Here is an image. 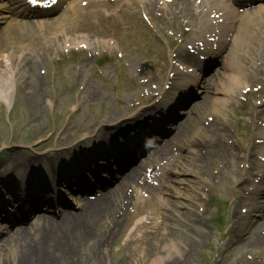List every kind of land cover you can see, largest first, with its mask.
Segmentation results:
<instances>
[{
    "label": "rangeland",
    "instance_id": "1",
    "mask_svg": "<svg viewBox=\"0 0 264 264\" xmlns=\"http://www.w3.org/2000/svg\"><path fill=\"white\" fill-rule=\"evenodd\" d=\"M82 1L83 8L98 7L101 14L91 17L78 12L66 23L32 27L27 36L10 39V43L0 47V72L5 65L13 68L12 78L7 82L11 89L9 102L0 93V175L13 173V169L9 170L7 166L11 165L8 160L12 156L22 166L34 158L47 160L44 154H49L60 141L72 142L75 139L73 133L87 123L93 129L99 126L101 132L108 133L116 127L117 120L97 122L101 110L127 101L131 105L139 99L138 93L147 94L153 88L150 87L153 80L162 76L163 85L176 71L174 65L178 62L173 64L171 58L179 45L181 32L189 33L191 26V22H184L188 16L182 10H178L175 19H168V24L154 26L149 17L155 13H150L138 1L134 0L129 6V0H124L106 8L89 0ZM62 11L58 9L56 13ZM207 18L197 16L192 19L194 30L198 28L196 22ZM179 21L181 24L178 25ZM182 24L186 26L182 28ZM168 25L173 30L168 29ZM2 26L4 22L0 23ZM110 41L118 45L113 43L110 46ZM169 47H173L174 52H169ZM262 50L263 47L258 44L255 53L264 55ZM169 53L172 55L168 56ZM106 56L109 59L99 65V59ZM258 66V69H251L255 75L259 74L257 70L264 73V65L259 63ZM28 70L38 76L41 92L36 104L30 103L28 98L30 90H33L28 85L29 78L25 73ZM246 80L251 88L257 87L250 78ZM228 94L219 93L216 96L223 102ZM210 96L214 97L212 93ZM118 99H121L119 104ZM248 107L247 98L244 107L239 104L231 108L225 106L218 115L204 109L201 120L199 113L196 117L192 115L198 125L196 123L190 133L184 134L179 143L181 147H186L192 140L201 142L207 149L206 157L185 159V150L176 148L174 152L183 158L178 162L170 161L167 168L179 171L176 164L184 160L182 163L191 174L167 172L173 181L169 182V188L162 195L164 199L158 200V205H161L159 214L182 217L183 223L163 220L164 223L168 221L165 228L159 224L157 228L142 227L134 231L133 224L138 219L163 223L157 219L158 212L153 213L159 208L156 198L151 201L147 193H141L142 197L137 198V206H142L140 211L136 212L134 206H128L134 216L133 224L121 219L118 228L112 229L114 215L109 214L101 220L91 221V225H85L83 229L57 232L47 238L43 235L42 247L28 250L32 259L20 257L19 264H154L153 260L164 253L162 247L167 242L174 243L183 251H173L172 257L165 258L166 263L158 264H172L171 261L173 264H264V241H239L242 234L248 237L245 233L252 221L260 220V209L253 205L249 207V203L253 198L264 199V179L259 183L250 178L246 161L242 162V167L236 168L237 154L245 151L248 155V143L244 149L243 141L256 137L253 123L249 124L248 117H242L240 113ZM216 121L224 124L218 134L203 129L205 124ZM245 124L249 125L247 129ZM245 130L248 137L243 134ZM219 139L224 146L222 151L215 145ZM179 179L186 180L179 184L176 181ZM187 180L189 185L193 181L198 184L196 186H201L198 190L201 199H197L194 191L183 189ZM251 186L257 187L255 193L246 191ZM172 189L180 191L183 197H175ZM67 191L65 188L59 193L67 198ZM15 193L18 194V185ZM7 198L10 206L5 203V208L10 211L7 208L13 207L17 200L11 196ZM177 201L180 203L176 206ZM241 209L245 211L241 212ZM0 222L1 238L2 229H7V224L1 218ZM169 223L173 224L172 232ZM38 235L36 233L33 238L38 239ZM17 249V245L8 244L0 250V261H11L10 256H15Z\"/></svg>",
    "mask_w": 264,
    "mask_h": 264
},
{
    "label": "bare ground",
    "instance_id": "2",
    "mask_svg": "<svg viewBox=\"0 0 264 264\" xmlns=\"http://www.w3.org/2000/svg\"><path fill=\"white\" fill-rule=\"evenodd\" d=\"M159 1L160 0H145L144 1L145 7L150 8L151 11H156L159 6ZM166 1L170 3L166 5L165 7L170 17L173 14L175 16L176 10L179 8V4L183 5L184 3L185 5H187L189 3V1L187 0H166ZM75 3L76 2H74V4L72 3V5L69 6L67 14L71 13L73 10L77 8L78 5H76ZM58 4L59 2L56 3V5ZM219 6L224 9V13L228 11L230 13L234 12V11L228 10L227 4L225 2H223L222 4H219ZM21 7L22 8L20 10H13L10 8L7 9V11H9L10 13L11 18L9 17L10 20L7 26L3 28L2 30H0V47L4 45L5 43H10V39H14L15 37H18V36H24V35L27 36V34L30 33L31 27L35 26L36 24H40V23H36L32 25L31 22H27L25 20L24 21L17 20L16 19L17 17H23L25 15L31 14V11L28 9L26 5L21 6ZM188 7L192 11L196 10L193 4L189 3ZM3 9L4 8L0 6V20L5 19L7 17L4 13L2 14ZM190 10L189 12L186 11V14H190L191 12ZM61 18H64V17H61ZM226 18L228 20L230 19L228 16H226ZM54 21L56 22L58 21L59 23L62 22L61 19H57ZM45 24H52V23L45 22ZM231 28H232V24L230 23L229 29ZM233 29L237 31V37L233 40V45L235 46L233 54H230L231 53V50H230L229 55L227 53V56H226V60H227L226 69L228 72L227 73L225 72L226 74L223 73V75H221V77L218 79V82L216 83V85H213V86L211 85L210 87H211V93L215 94V93H225V92L228 93L229 92L230 97L233 94L232 93L233 90L237 88V92L235 93V96L238 97L239 91L247 90L248 86L250 87L249 83L246 80L247 77L250 78L253 83H260L264 86V81H259V79L253 75L251 70H250L251 72L249 71V73L246 72V70L251 64L253 66V62L251 63V61L253 60L255 56V51L253 50L255 46L254 45L255 43H253L255 36L259 37V39L263 42V46H264V33H262L261 31L258 34L255 33L256 26H254L253 24L252 15L251 17L247 15V16L237 19L235 24L233 25ZM241 29H243L242 32H241ZM20 47L23 48L22 46ZM178 57H181L180 58L181 60H184L187 62L190 61V54L188 53L187 49L184 47L178 49ZM232 57H234L236 60H239L240 65L238 64V66L237 65L230 66L231 64L229 62ZM1 58H3V56H1ZM258 59L260 60V63L264 65V59L262 57H259ZM5 66L6 67L3 69V71L0 72V93L2 94L1 96L4 98V100L6 102H9L11 89L9 85L7 84V82L10 81L12 78L13 68L8 67L7 65ZM25 73H26V77L29 78V80L31 81L30 82L28 80L29 87H33L32 88L33 90H30L29 92L32 95V97L31 95H28L29 102L32 104L34 102L36 104L37 102L36 98L41 92L39 88L38 78H37L38 76L32 70H28ZM180 74H183V72L181 71ZM198 81H199L198 76L191 77L190 79V83H193V84H197ZM209 92H210L209 88L205 87L201 95L202 100L198 103L197 107H193V109L191 110V113L196 112V111L197 113L203 111L204 104L206 102H208V104H206L207 106L205 109H209L211 114L213 112V114L215 115H218V113L222 111L223 107L225 106L228 108L231 107V104L227 101L222 102L217 97L211 98V96L208 95ZM92 94L93 93H91V95ZM161 95L162 97L166 96L164 93H162ZM152 96H154V94L151 92V94H149L145 98V101L146 102L151 101ZM260 97L263 99L261 103L264 104V92H261ZM149 107H151V105L147 106L144 110H146ZM109 108L110 110L107 111V109ZM114 109H115V106L110 105L106 107L105 109L101 110L100 115L97 118V122L99 121L106 122V121H109L110 119L118 118L119 111L117 112ZM125 111H128V110H125ZM262 113H263L262 109L255 107V111L253 112V115L255 116L254 118H251V119L254 120V129L256 131L257 136L255 137V141L253 140V142L251 143V147L249 150H252L255 146L258 145V150L256 152V154L259 156L258 167L260 171L264 173V118H263ZM193 120L194 119H192L190 116L187 117V119H185V121L183 122V125L178 129L177 133L169 137L167 144H165V146L160 150L158 157L167 156L171 154V145L179 141L180 137L191 127ZM223 126H224L223 122L216 121V123H212V124L208 123L207 125L205 124L204 130L208 132L212 131L215 134L216 132H220ZM91 132H93V126L87 123L83 125L82 127H80L78 130H76V132L73 133V137H79L81 135H88ZM63 145H64L63 143H60L59 147ZM115 146L116 145L109 147V150L119 149V147H122L123 145H118L116 147ZM191 146L193 150L195 151L196 155L201 154L203 152V149L200 145L192 143ZM221 148L222 147H220V149ZM112 156H114V154H112ZM10 160L11 161L9 162L10 164H12L13 167H15L18 164V159L15 158L14 156L10 157ZM140 171L141 169H138L137 171L131 173L129 176L127 177L125 176V178L123 177L122 180L119 182V184H117L113 190H108L104 192L102 196L97 198L95 201H89L87 199L82 200L81 201L82 203L79 205V210L75 212L74 214L68 211V214L61 216L59 219H57V221L42 214L43 216H41L40 218H37L30 223H27L25 226L18 227V230H9V231L4 232L3 236L0 238V250L5 248L8 244L9 246L12 244L17 245L18 249H17V254L16 255L14 254L15 256H10L11 261L9 259L8 261H5L4 259H2V261H0V264H19V262L22 260L20 259V257L32 259L31 256H28L30 253H28L27 251L30 250L31 248L37 249L39 247H42L41 245L42 236L44 235V237L47 238L49 233L51 234L54 233L53 235H55L57 234V232H60V231L69 232L74 228L83 229L85 225L90 226L91 221L95 222V220L96 221H98V219L101 220L102 218H104L105 216L109 214L114 215L112 216L113 217L112 229H116V227H118L119 225L118 223L119 220L115 217L116 213L119 215L125 216V218H127V220L131 222L132 217L129 215L128 206L136 205V201L134 199H131L133 195L128 193V187L129 186L136 187L138 185L137 181L139 179L140 174L142 173V172L140 173ZM179 171L183 174L190 172L185 166L179 168ZM250 174L258 176L257 173H250ZM188 181L189 180H187L186 184L183 185V189L185 188L193 189L197 199H199L200 196L197 192L198 188L195 187L196 183H191V185H188L187 183ZM179 182H183V180H180ZM106 189L107 188H105L104 190ZM45 190H46V185L44 183H41L40 191H42V193H45ZM172 192H174L173 189H172ZM173 194L175 197H183L180 191L174 192ZM34 198H36L37 200H40V199L50 200L48 197H43V196H38ZM54 199H58V196L54 197ZM179 203L180 202L177 201L175 202V205L177 206ZM259 204H260L259 208L261 209L264 208V201L259 202ZM189 210L190 209L186 210V212ZM159 216H160L159 219L160 220L162 219L161 222H163V220H169L170 222L175 221L176 223L183 222V218L182 217L179 218L176 215L166 216L163 213L162 215H159ZM159 224L163 228H165L166 224H168V221H166L165 223L158 222L157 225ZM144 225H151V223L147 219L137 220V222L133 224L134 231L143 229ZM171 226L173 227V224L169 223L168 227H171ZM263 226H264V215L260 217L259 221L257 222L254 221L251 229H248V231L245 233L246 235L248 234V237L245 238L246 236L242 234L239 241L250 242V243L254 242L256 239H258L261 242L264 241V229L262 228ZM172 227H171V232L174 230V228ZM36 233L37 234L41 233L42 235L39 236L38 239L35 240L33 237H35ZM169 236L172 237L173 234L170 233ZM162 249L164 253L162 255H159L153 260L154 264H158L159 262L166 263L167 261H165V258L172 257L173 251H177L176 253H180V250H181L178 246H176L172 242L165 243ZM171 263L173 264L172 261Z\"/></svg>",
    "mask_w": 264,
    "mask_h": 264
},
{
    "label": "snow or ice",
    "instance_id": "3",
    "mask_svg": "<svg viewBox=\"0 0 264 264\" xmlns=\"http://www.w3.org/2000/svg\"><path fill=\"white\" fill-rule=\"evenodd\" d=\"M32 2H35V0H32Z\"/></svg>",
    "mask_w": 264,
    "mask_h": 264
}]
</instances>
